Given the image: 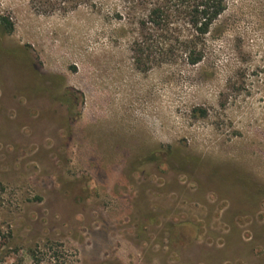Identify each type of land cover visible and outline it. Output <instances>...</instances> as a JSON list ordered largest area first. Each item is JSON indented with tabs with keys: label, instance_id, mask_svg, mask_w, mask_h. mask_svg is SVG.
Masks as SVG:
<instances>
[{
	"label": "rangeland",
	"instance_id": "374dc122",
	"mask_svg": "<svg viewBox=\"0 0 264 264\" xmlns=\"http://www.w3.org/2000/svg\"><path fill=\"white\" fill-rule=\"evenodd\" d=\"M92 1L0 0V264H264V0L149 71Z\"/></svg>",
	"mask_w": 264,
	"mask_h": 264
},
{
	"label": "trees",
	"instance_id": "16d2710c",
	"mask_svg": "<svg viewBox=\"0 0 264 264\" xmlns=\"http://www.w3.org/2000/svg\"><path fill=\"white\" fill-rule=\"evenodd\" d=\"M86 0H31L43 13L55 10L68 12ZM114 10L118 19L134 23L136 33L132 41L135 66L149 71L177 60L180 56L189 65L200 63L206 54L207 35L227 9L228 0H119ZM101 8L102 3L92 1ZM1 24L11 33L14 25L2 17Z\"/></svg>",
	"mask_w": 264,
	"mask_h": 264
}]
</instances>
